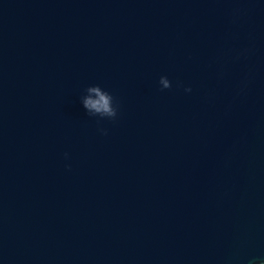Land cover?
<instances>
[{
    "label": "water",
    "instance_id": "95a60500",
    "mask_svg": "<svg viewBox=\"0 0 264 264\" xmlns=\"http://www.w3.org/2000/svg\"><path fill=\"white\" fill-rule=\"evenodd\" d=\"M252 257L264 0H0V264Z\"/></svg>",
    "mask_w": 264,
    "mask_h": 264
},
{
    "label": "clouds",
    "instance_id": "9594fccd",
    "mask_svg": "<svg viewBox=\"0 0 264 264\" xmlns=\"http://www.w3.org/2000/svg\"><path fill=\"white\" fill-rule=\"evenodd\" d=\"M159 84L162 86L161 90L172 87L169 79L164 76L160 77ZM177 86L181 87L182 85L178 83ZM191 90L190 87L184 88L185 92H191ZM86 93L87 95L82 97L81 103L88 115L113 120L117 117L119 105L114 106V98L109 92L103 90L99 85H93L87 87ZM102 131L107 134L106 130ZM67 155L65 153V157ZM248 264H264V257H252Z\"/></svg>",
    "mask_w": 264,
    "mask_h": 264
}]
</instances>
